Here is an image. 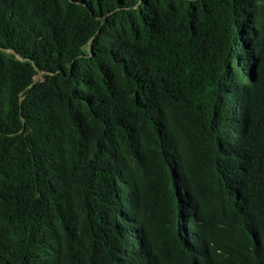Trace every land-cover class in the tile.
Here are the masks:
<instances>
[{"label":"trees","instance_id":"obj_1","mask_svg":"<svg viewBox=\"0 0 264 264\" xmlns=\"http://www.w3.org/2000/svg\"><path fill=\"white\" fill-rule=\"evenodd\" d=\"M0 264H264V0H0Z\"/></svg>","mask_w":264,"mask_h":264},{"label":"clouds","instance_id":"obj_2","mask_svg":"<svg viewBox=\"0 0 264 264\" xmlns=\"http://www.w3.org/2000/svg\"><path fill=\"white\" fill-rule=\"evenodd\" d=\"M251 130L252 128L247 126L245 135L238 140L234 147L236 155L234 165L241 170H248L253 163L252 156L247 146L248 136ZM222 184H224V181H222ZM172 189L176 196L175 198L170 199V205L168 207L172 206L174 210V220L177 223V228L180 233V244L188 240L189 235L192 233L196 235L195 237L198 241H208L211 244V240L205 232L207 227L199 223V215L197 213L185 209L184 203H193L195 201H198L199 203V197L201 194L204 192H212L200 182L195 185L194 180H189L186 177L185 179H179L177 172L173 173ZM214 196L216 202L220 203L221 198L215 194ZM256 232L257 231L255 230L254 234H256ZM136 237L138 248L142 249L147 254L148 251L144 248L143 235L140 232V225H138ZM198 254L199 253H195L196 258Z\"/></svg>","mask_w":264,"mask_h":264},{"label":"bare ground","instance_id":"obj_3","mask_svg":"<svg viewBox=\"0 0 264 264\" xmlns=\"http://www.w3.org/2000/svg\"><path fill=\"white\" fill-rule=\"evenodd\" d=\"M253 232H254V231H253ZM193 247H194V246H192V248H191V249H193Z\"/></svg>","mask_w":264,"mask_h":264}]
</instances>
